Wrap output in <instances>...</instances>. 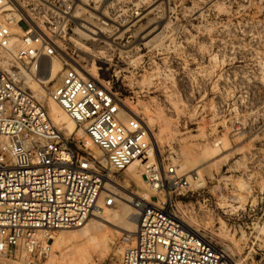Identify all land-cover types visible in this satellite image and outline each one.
<instances>
[{
    "label": "rangeland",
    "instance_id": "374dc122",
    "mask_svg": "<svg viewBox=\"0 0 264 264\" xmlns=\"http://www.w3.org/2000/svg\"><path fill=\"white\" fill-rule=\"evenodd\" d=\"M9 1L5 17L14 37L11 50L28 28L47 33L48 21L63 3ZM77 3L81 7L67 17L65 32L47 33L54 55H41L35 70L23 62L12 66L49 115L50 91L59 83L64 59L107 81L124 115L131 111L149 128L154 157L123 172H108L123 200L88 218L95 240L79 227L57 230L45 254L17 257L14 264L117 260L121 233L136 227L138 208L131 198L141 203L166 199L193 231L244 264H264V0ZM51 64L58 71L45 82L40 76ZM60 130L72 142L84 139L75 124L71 135ZM85 151L100 156L93 145ZM152 161L161 169L174 167L188 185L157 193L141 175Z\"/></svg>",
    "mask_w": 264,
    "mask_h": 264
},
{
    "label": "built area",
    "instance_id": "2783aa9c",
    "mask_svg": "<svg viewBox=\"0 0 264 264\" xmlns=\"http://www.w3.org/2000/svg\"><path fill=\"white\" fill-rule=\"evenodd\" d=\"M78 1L63 0L46 32L64 33ZM7 5V0H0V264H14L15 258L36 251L45 254L54 232L78 227L97 209L122 202L108 172L126 171L153 147L141 118H123L122 104L107 81L87 77L64 59L59 83L49 97L84 133L82 141L66 138L12 66L17 61L37 69L41 55L56 52L51 37L28 28L11 50ZM98 21L107 25L99 17ZM87 142L98 148L99 157L85 151ZM141 173L157 193L181 191L188 185L174 167L161 169L156 161ZM142 203L135 230L121 233L118 259L106 264H244L185 225L170 201L151 203L144 198Z\"/></svg>",
    "mask_w": 264,
    "mask_h": 264
},
{
    "label": "bare ground",
    "instance_id": "6f19581e",
    "mask_svg": "<svg viewBox=\"0 0 264 264\" xmlns=\"http://www.w3.org/2000/svg\"><path fill=\"white\" fill-rule=\"evenodd\" d=\"M9 0H7V2H8ZM10 2V1H9ZM8 6V5H7ZM79 7H81L80 6V4L78 5V6H76V8H75V10H77V8H79ZM9 8H10V6H9ZM74 10V11H75ZM74 14V13H73ZM72 15V14H71ZM13 40H14V37H13V35H12V38H11V46H10V48L12 49V47H13ZM18 43H19V41H18ZM79 68V67H78ZM80 69V68H79ZM57 71H58V69H57V67L55 66V65H53V64H51L50 65V67H48V70H46V72H44V73H42L41 74V76H40V78L43 80V81H51L53 78H54V76L57 74ZM83 74L84 75H86L87 77H90V78H92L89 74H87V73H84L83 72ZM50 100H49V102H50V115H51V117H50V115H49V117H50V119L51 120H53L54 122H55V124H57L58 126L57 127H59V129H66V133L65 134H67V135H71V134H73V132H74V122L70 119V120H68L67 118H66V114H65V111L62 109V107L56 102V101H54L52 98H49ZM48 112V111H47ZM49 114V113H48ZM128 115H132V116H135L133 113H131V111H128V114L127 115H124L123 114V118L124 117H127ZM52 121V122H53ZM80 135L81 136H84V133H83V131L82 132H80ZM151 138V137H150ZM87 145H89L90 146V143L89 142H87ZM147 156H149V157H151V158H153L154 157V152H153V149H151L150 151H149V154L147 155ZM146 156V157H147ZM142 158H144V157H141V158H139V159H137L136 161H134L132 164H130L128 167H127V169L128 168H130V167H132L136 162H138L139 160H141ZM113 184H115V183H113ZM116 185V184H115ZM151 188L153 189V190H155L156 191V188L153 186V185H151ZM242 197V196H241ZM240 200V199H239ZM143 203H141L140 201H138V200H135V206H136V208H138L139 207V205L141 206ZM103 209V208H102ZM92 215H95V213H93ZM88 220V219H87ZM87 220L83 223V224H81L80 226H78L79 227V229L85 234V235H87L88 237V239L89 240H95V238H94V236H91V234H90V232H89V229L86 227L87 225H88V223H87ZM78 227H74V228H78ZM61 230V229H60ZM261 230H262V232H264V227L263 226H261ZM81 232V233H82ZM83 234V235H84ZM95 242V241H94Z\"/></svg>",
    "mask_w": 264,
    "mask_h": 264
}]
</instances>
